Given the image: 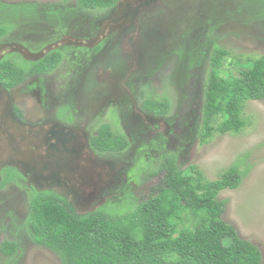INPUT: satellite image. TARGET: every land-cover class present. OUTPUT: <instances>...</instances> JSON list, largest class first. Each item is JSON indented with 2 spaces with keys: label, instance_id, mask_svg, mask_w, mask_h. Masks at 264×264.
<instances>
[{
  "label": "trees",
  "instance_id": "16d2710c",
  "mask_svg": "<svg viewBox=\"0 0 264 264\" xmlns=\"http://www.w3.org/2000/svg\"><path fill=\"white\" fill-rule=\"evenodd\" d=\"M118 1L76 0L75 6L60 3L47 7L32 1L0 0V40L17 24L4 16L9 11H14L18 18L26 14L42 16L44 21L57 18L61 23L57 26L62 28V16L104 10ZM254 4L263 14L264 3ZM206 39L210 50L204 41L202 47L195 46L185 54L192 57L191 64L199 65L209 55L203 122L198 133L202 143L216 132H241L247 124L243 117L246 102L264 99V54L233 53L210 33ZM63 56L64 52L57 48L36 61L12 53L0 63V80L8 87L30 74L51 72ZM143 102L161 112L170 107L168 96L158 94L148 95ZM92 142L99 151L114 146L124 149L129 143L126 135L109 123L101 125ZM165 156L156 164L146 159L139 163L138 169L146 179L160 170L166 171L163 184L148 197L140 198L128 188L123 194L80 212L68 197L55 190H34L29 196L31 238L53 251L61 264H262L259 247L242 238L235 226L222 218L227 199L218 195L223 189L239 186L245 173L240 169L241 161L238 159L217 179H198L196 174L200 171L196 165L191 164L187 172L177 163L173 152L168 151ZM2 250L13 255L17 244L6 240Z\"/></svg>",
  "mask_w": 264,
  "mask_h": 264
},
{
  "label": "flooded vegetation",
  "instance_id": "af4514ba",
  "mask_svg": "<svg viewBox=\"0 0 264 264\" xmlns=\"http://www.w3.org/2000/svg\"><path fill=\"white\" fill-rule=\"evenodd\" d=\"M121 1L104 10L71 12L66 16L69 20L63 23L62 28L41 21L38 26L41 25L40 29L44 27L46 33L35 38L36 41L45 39L41 44L35 45L29 40L24 41L25 43L16 39L0 40V45L7 46L1 52L3 57L0 63L12 53L22 55L11 52V45L13 48L19 46L28 54L40 55V58L34 60L22 55L29 61L42 59L55 48L64 52L63 60L51 72L30 74L20 83L8 87L0 80L3 88L8 90L6 99L0 101L11 102L19 122L11 121L10 125L15 129L18 140H30L26 147L27 155L33 154L34 150L42 155L48 152L43 141L44 134L40 131L41 128L49 129L53 120L76 126L78 131L74 134L75 138L91 148L89 150L85 146L81 149L83 158H100L111 163L106 169L112 181L100 191L103 201L123 194L128 188L140 198L148 197L163 184L166 171L160 170L146 179L145 173L138 169L142 159L156 164L169 151L175 154L178 163L191 136L197 137L198 120H203L205 88L198 86L194 93L192 91L187 94L189 105L185 113L181 110L186 103L174 105L169 94L170 107L166 112L148 108L143 101L148 95L154 97L164 89V86L158 90L152 85L159 80V75L171 55L182 58L193 47L203 46L202 42L207 39H201V36L207 30L206 27H209L208 18L214 22L222 10L221 5H224L223 0H162L158 11L139 20L140 30L129 35L130 38L133 37L132 42L130 38L125 39L124 46L133 52L142 51L143 67L140 68L137 61L135 71L122 79L119 77L120 82L116 81L112 93L103 102L98 92L95 95L86 94L83 83L89 67L118 40L124 23L130 20V16H123L124 8L120 10ZM75 4L76 2L68 6ZM182 4L184 6L177 10ZM126 5L129 6V3ZM135 5L133 3L131 6ZM173 7L176 11L167 16V10ZM181 50L185 52L182 53ZM185 57L184 70L191 64L192 59L190 56ZM64 63L69 66L70 72L64 70L65 76L54 83L51 80L52 74H56L58 69H64L61 66ZM185 78L184 72L183 81ZM28 92L37 93L39 112L34 113L33 106L29 105ZM2 121L3 113L0 112V124ZM103 123L111 124L126 135L129 143L124 149L114 146V149L99 151L93 147L92 138L99 134ZM7 127L8 124L3 129H9ZM4 137L5 142L9 137ZM16 154L22 161L26 157L19 149ZM136 166L138 171H135ZM155 179L157 181L153 182ZM40 181V178L34 176V172H21L17 167L4 165L0 159V253L7 259L16 261L22 255L28 240L36 244L29 234L30 194L34 190H55L68 197L59 187H41ZM68 199L70 200L69 197ZM6 240L17 244L15 254L8 255L3 252L2 244Z\"/></svg>",
  "mask_w": 264,
  "mask_h": 264
},
{
  "label": "rangeland",
  "instance_id": "374dc122",
  "mask_svg": "<svg viewBox=\"0 0 264 264\" xmlns=\"http://www.w3.org/2000/svg\"><path fill=\"white\" fill-rule=\"evenodd\" d=\"M1 1L9 3L32 1L45 6L61 3L65 4V7L76 2V0ZM222 2L224 5H221L222 10H220L219 16L214 22L208 18L207 24L209 27H206L207 30L204 31L205 33L201 36V39H206L207 34L210 33L214 40L233 53L253 56L264 54V13L262 14L261 8L254 4L256 2L262 4L264 0H223ZM4 16L11 22H17V24L11 28L6 36L2 37V40L16 39L21 43L29 40L33 41L35 45L41 44L45 40L36 41L37 39H35L38 35L42 37L46 33L44 27L40 29L41 25L38 26L41 21L55 26L61 24L57 18L44 21L42 16H36L35 14H26L24 17L18 18L14 11H9ZM61 18L63 21L69 20V17L66 16ZM206 44L210 50L208 40ZM208 57H204L202 64L192 63L184 70L186 59L184 54L182 58L171 55L166 65H164L165 69L159 75V80L152 85L158 90L164 86L158 96L164 97L169 94L173 98L174 105L186 103V106L184 104L181 110L182 113H185V109L187 110V105H189V95L187 96V94L192 91L194 93L198 86L205 88L210 69L207 61ZM18 60H20V57H18ZM61 66L64 69H58L56 74H52L51 80L54 83L65 76L64 70L70 72V68L66 63L61 64ZM65 66L67 67L65 68ZM233 71L237 73L236 70ZM184 72L185 81H183ZM164 83L166 84L164 85ZM31 94V92H28L27 101L29 105L33 106L34 113H36L39 110L38 95L37 93ZM243 117L246 119L247 124L239 133L216 132L205 143L200 141L198 135L197 137L192 135L178 164L187 172H189L191 164L196 165L200 171L196 174L198 179H201L202 176L208 179H217L226 168L237 162L238 159L241 161L240 169L245 173L239 186L223 189L218 195L220 199H227L222 218L234 225L242 238L251 240L259 247L262 253V264H264V99L247 101L243 109ZM202 122V119L198 120V129L201 128ZM4 136L5 133L0 130V157L4 155L6 149ZM19 144H21L20 146H29V144L21 141ZM22 150H26V147H23ZM136 169L137 166L135 171ZM155 181L157 180H153V182ZM101 199L102 195L99 193L93 201L86 203L83 207L81 206L80 209L87 210L89 206L95 207L103 203L104 199ZM29 241L25 243L22 255L16 261L7 259L0 253V264H10L12 262L15 264H61L59 257L53 251Z\"/></svg>",
  "mask_w": 264,
  "mask_h": 264
},
{
  "label": "water",
  "instance_id": "95a60500",
  "mask_svg": "<svg viewBox=\"0 0 264 264\" xmlns=\"http://www.w3.org/2000/svg\"><path fill=\"white\" fill-rule=\"evenodd\" d=\"M162 0H122L120 10L124 8L123 16H130L129 22H125L123 30L118 37V40L103 54H101L89 67L85 74L83 83V90L88 95H95L97 92L102 100L110 96L115 86L116 81L120 80L133 71L136 62L139 61V67H143V53L142 51L133 52L130 48L124 46L125 39L130 38L129 35L140 30V19L148 14L158 11L162 6ZM126 2V3H125ZM129 3V6L126 4ZM136 4L132 7V4ZM181 7H177L181 9ZM174 7L167 10L166 14L169 16L171 12L176 11ZM132 38H130L132 42ZM11 52H19L27 59H38L40 55H33L24 52L19 46L12 47ZM7 46L0 45V60L3 55L1 52ZM137 66V67H138ZM98 72L100 74H98ZM121 77V79L119 78ZM8 90L4 89L0 84V99H6ZM9 100V98H8ZM0 112L3 113L2 124H0L1 132L9 138L5 140L4 155L0 157L4 165H10L19 168L21 172L32 171L34 176L40 178L41 187H59L60 190L65 191L70 198L73 205L80 211L86 212L92 209V206L86 209H80L86 203L93 201L97 194L108 184H110L111 176L108 174L106 166L111 164L100 158L92 157V160L83 158L81 149L83 147L91 148L88 145L82 144L74 134L78 128L73 125H65L59 120H53L52 126L49 129L41 128V133L44 134L43 141L48 147V152L39 153L37 150L33 154L27 155L26 150H22L25 145L20 146L19 142L25 144L30 143L28 139H17L15 129L10 125L18 123L12 104L10 101H0ZM12 121V122H11ZM8 124L9 129H3ZM3 126V127H2ZM39 132V133H40ZM38 145V144H37ZM36 148H40L36 146ZM20 150L21 154H26L25 159L21 160L16 152ZM88 207V206H87Z\"/></svg>",
  "mask_w": 264,
  "mask_h": 264
}]
</instances>
